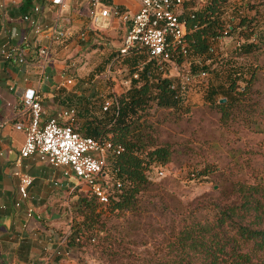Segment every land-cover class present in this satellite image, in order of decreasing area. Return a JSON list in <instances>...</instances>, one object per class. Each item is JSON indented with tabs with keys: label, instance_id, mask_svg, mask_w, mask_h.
I'll use <instances>...</instances> for the list:
<instances>
[{
	"label": "rangeland",
	"instance_id": "rangeland-1",
	"mask_svg": "<svg viewBox=\"0 0 264 264\" xmlns=\"http://www.w3.org/2000/svg\"><path fill=\"white\" fill-rule=\"evenodd\" d=\"M249 2L256 6L255 0ZM254 14V11L240 6L237 13L223 17L218 21L222 36L213 40L212 46L217 63L233 57L239 64L257 66V77L251 91L259 107L264 109V49L239 55L240 52H236L238 42L249 43L228 34L231 16L234 15L236 23H239L240 16L251 15L253 19ZM66 16L70 14L66 13ZM51 21L49 19L46 24L50 25ZM110 39L106 35L98 40L96 36L89 37L87 42H77L68 47V53L63 58L65 65L75 64L69 73L70 78L74 79L70 89L81 92L84 99L100 103L98 114H103L105 99L118 97L133 81L130 75L133 55L121 58H115V55L112 58L110 55L114 48L108 45ZM75 49H79L77 53ZM185 66L172 60L167 77L180 78L188 70ZM190 87L184 110H165L153 103L146 111L140 130L146 133L148 145L140 156L149 185L131 194L137 200L132 211L112 213L108 208H100L104 212L103 230L85 239L81 251L70 253L77 256L75 260L65 249H60V254H53L57 244L50 242V236L69 233L73 225L82 220L75 210L79 196L91 195L74 178H70V182L64 180L60 170L47 165L51 174L60 176L65 182L64 187L59 189L51 183L55 196L50 208L61 219L48 223L43 219L50 236L32 237L35 241L31 245L41 254L45 264H155L165 257L168 240L184 222L192 218L213 217L217 213L216 204H238L241 201L239 185L250 184L257 177H264V132L261 131L264 123H258L262 119L254 112H242L223 122L221 112L204 100L207 86L196 84ZM256 121L258 126L252 124ZM206 168L211 172L209 175L199 180L190 179L192 172H201ZM13 229L12 243H17L18 237L27 235L26 228L20 223L14 225ZM20 254L22 259L28 258L26 253ZM16 255L13 249L9 264H15ZM57 257L60 259L56 260ZM35 258L32 260L35 261ZM43 260L33 264H43Z\"/></svg>",
	"mask_w": 264,
	"mask_h": 264
},
{
	"label": "trees",
	"instance_id": "trees-1",
	"mask_svg": "<svg viewBox=\"0 0 264 264\" xmlns=\"http://www.w3.org/2000/svg\"><path fill=\"white\" fill-rule=\"evenodd\" d=\"M44 1L22 0L18 12L21 16L34 15L36 5ZM233 1L207 0L196 10L182 11L180 18L186 22L189 47L186 57L176 54L172 59L179 65L187 63L193 74L207 73L206 80L192 85L207 86L204 100L221 112L223 122L242 112H254L262 119L258 123H264V117L260 115H264V109L259 107L251 91L257 77V66L239 64L233 57L217 63L213 54V40L222 36L215 17L226 12ZM239 1L248 11H254L255 17L240 16L239 23H236L237 18L231 16L234 20H229L228 34L249 43L239 41L236 52L242 55L264 49V0H255V7L249 0ZM238 10H234L233 14ZM115 55L113 51L110 56L113 58ZM130 55H133L130 63L133 81L126 91L115 97L116 104L109 111L103 112L102 108L103 114H98L100 103L84 97V105L78 100L68 104L75 110L78 123L81 120L85 124L86 135H112L114 142L124 148L121 155L110 157L106 168L113 184L111 201L102 204L87 190L91 196H79L75 203V210L82 220L70 230L65 243L68 254L81 251L85 239L103 230L105 223L101 207L108 208L112 213L132 211L137 200L131 194L149 185L140 156L148 145L146 133L140 130L146 111L153 103L159 108L173 111H182L187 104L186 96L192 85L186 87L182 76L168 78L169 63L159 65L158 61L147 62L148 54L145 52ZM139 62L146 63L142 70L137 68ZM136 73L139 74L138 79H134ZM242 82L245 84L241 85ZM252 124L259 125L257 121ZM261 131L264 132V129ZM209 173V168L201 172L197 170L190 174V179L199 180ZM118 184H121L120 188ZM238 192L241 198L238 204H216L217 213L213 217L192 218L184 222L168 240L165 257L155 264H264V177H257L250 184L239 185Z\"/></svg>",
	"mask_w": 264,
	"mask_h": 264
},
{
	"label": "built area",
	"instance_id": "built-area-1",
	"mask_svg": "<svg viewBox=\"0 0 264 264\" xmlns=\"http://www.w3.org/2000/svg\"><path fill=\"white\" fill-rule=\"evenodd\" d=\"M58 8V14L51 26L41 24L38 15L42 6L36 5L34 15L21 16V21L28 27L29 33L20 37V42H14L9 37L0 49L3 60L18 66L38 65L45 73L56 58L53 50L56 43L71 40L75 43L87 42L95 36L97 26L103 18L121 14L118 7L106 6L104 0H47ZM140 9L137 13L123 14L121 17L127 23L128 29L121 44L114 51L121 58L138 52L148 54L147 62L158 61L159 65L170 63L174 55H187L189 42L187 40L186 22L180 15L186 0H138ZM22 0H1L3 20L10 6L18 7ZM85 3L88 8L87 20L75 35L70 20L64 15L72 4ZM111 45V44H110ZM112 46V45H111ZM146 63L139 62L137 68L142 70ZM73 65H66L62 73L67 76L64 85L73 86L74 79L69 75ZM188 70L182 75L184 84L190 86L201 83L207 78L206 72L193 74L187 63L182 66ZM139 74L134 75L138 79ZM20 104L23 108L21 119L14 123L17 131L25 134V142L21 147L18 170L14 176L18 180V190L23 202L30 198V188L37 182V177L20 170L24 160L38 158L51 167L61 170L63 174L74 178L94 195L100 203H109L112 199L113 184L107 175L106 168L110 157H117L124 151L123 146L114 142L113 136L103 134L99 137L81 133L75 110L68 107L62 111L59 118L44 120V110L40 94L36 89L24 90ZM116 104V98L105 99L103 112L109 111ZM1 125V122H0ZM162 175V172L160 173ZM57 186L58 184L55 183ZM118 188L121 184L117 185ZM0 190L4 191L1 184ZM31 214V211H30ZM70 232L65 236L54 234L50 242L57 244L56 252L65 249Z\"/></svg>",
	"mask_w": 264,
	"mask_h": 264
},
{
	"label": "crops",
	"instance_id": "crops-1",
	"mask_svg": "<svg viewBox=\"0 0 264 264\" xmlns=\"http://www.w3.org/2000/svg\"><path fill=\"white\" fill-rule=\"evenodd\" d=\"M205 1L207 0H186L187 4H185L182 11L196 10L202 7ZM105 4L111 8L118 7L121 14L116 17L112 15L109 18H103L97 26L95 36L97 40L99 37L103 38L104 35L111 37L112 39L108 40V45L112 49L114 48L115 51L128 29L127 23L121 16L127 13L130 15L137 13L140 9V2L138 0H105ZM39 5L42 6V12L38 15L41 24H46L50 19L52 20L51 24L45 26H51L55 16L59 13L58 8L52 6L47 0L39 3ZM241 5L239 0H234L226 9V12L218 14L215 20L218 23L223 17L225 18L234 10H238ZM66 13H69L70 16H66ZM87 14L88 8L85 3H74L70 10L64 12L65 17L70 20V26L75 35L78 33L77 30L86 22ZM6 16L7 18L4 21L0 9V49L9 37L12 36L14 42H20V37L29 33L28 27L21 21L18 7L10 6ZM64 41H66V44ZM64 41L55 44L53 53L56 58L45 73L37 64L34 66H18L17 64L7 63L0 53V184L4 190H0V264L10 263V254L13 249L14 253L17 254L14 260L15 264H33V262H39V260L41 262L43 257L31 245L35 241L32 237L34 235L40 237L50 236V232H47L44 226L47 224H43V219L47 220V223L48 221H59L61 219L59 214H55V211L50 208V204L53 203L51 200L55 196V191H53L55 189H51V183L54 186L57 183L56 189H59L64 187V180L69 182L70 180L61 170L60 175H63L64 180L60 179V176L56 177V174H51L48 164L38 158L24 160L20 164V170L37 177V182L30 188L29 200L27 202L21 200L18 180L14 173L19 169L17 166L19 165L18 159L21 147L25 142V134L17 131L14 128V123L21 119L23 108L20 100L24 90L28 88L36 89L40 94L44 120L59 118L62 111L68 108V104L77 100L83 105L85 104L86 100H82L81 92L72 91L70 86L64 85L67 76L62 73L63 68L66 66V61L63 58L68 53L67 48L76 45L71 40ZM78 50H76V53ZM78 128L85 134L87 128L81 120L78 123ZM66 186L69 187V184L67 183ZM19 223L26 228L27 235L18 237L17 243H12L11 241L14 240L13 226ZM22 244L24 246L27 244V247ZM20 253H26L28 258L26 257V260L22 259ZM69 255L72 260L77 258L75 255L72 256L73 254ZM33 258L36 260L33 261ZM62 262H65V260ZM43 264H45L44 260Z\"/></svg>",
	"mask_w": 264,
	"mask_h": 264
}]
</instances>
